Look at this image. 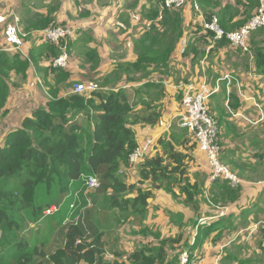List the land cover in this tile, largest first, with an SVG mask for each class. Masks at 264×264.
Instances as JSON below:
<instances>
[{
    "label": "trees",
    "instance_id": "obj_1",
    "mask_svg": "<svg viewBox=\"0 0 264 264\" xmlns=\"http://www.w3.org/2000/svg\"><path fill=\"white\" fill-rule=\"evenodd\" d=\"M206 1L204 6L216 5L214 0ZM257 4V0L243 1L244 12ZM145 17L151 23L132 41L135 59L118 61L100 80V90L59 96L52 88L46 104L24 116L20 126L5 135L0 145V264H175L183 252L187 251L189 260L207 238H218V231L229 227L237 232L238 223L254 218L252 214L258 210L264 211V186L249 187L256 195L245 206L240 204L243 183L230 186L217 178L209 187L203 186L200 175L190 172L193 158L189 151L195 141L180 139L173 129L158 138L154 152L137 164L138 179L127 181V173L133 167L129 155L138 145L134 126L155 125L162 115L157 101L163 95V86L150 75L167 66L184 34L180 9L158 6L148 9ZM205 17L209 19L211 15ZM216 17L225 31L244 24V20L236 21L227 29L221 23L228 21L227 11ZM51 25L65 23H57L47 13L36 17L25 29ZM204 32L212 37L210 32ZM250 40L256 73L264 75V29L253 32ZM48 44L52 49L54 44ZM226 44L227 40L216 39L214 48ZM31 53L33 57V49ZM84 58L90 65L91 78L86 81L95 80L96 51L89 49ZM28 65L29 58L20 52L0 50V117L5 113L10 74L24 79ZM53 71L56 84L69 77L62 68ZM127 84L131 88L123 86ZM231 97L234 98L229 95L228 105L236 109L238 104H230ZM80 114L83 116L78 118ZM217 122L220 123L218 119ZM262 154L258 155L260 159L264 158ZM87 175H95L99 182L89 195ZM160 190L179 206L166 209L170 224L178 225L180 233L161 238L160 234L151 233L155 242L140 244L126 254L112 252L114 259H105L104 233L112 225L107 216L112 214L115 225L135 220L142 225L150 208L158 210V204L151 203ZM244 194L247 197L245 190ZM51 207L56 210L47 213ZM74 212V220L64 228L62 245L46 252L45 242L38 240L41 234L32 231V224H44L49 234ZM193 235L197 244L187 240ZM258 247L264 252L260 243ZM227 249L229 252L219 259V264L260 263L256 253L242 257L234 244Z\"/></svg>",
    "mask_w": 264,
    "mask_h": 264
},
{
    "label": "crops",
    "instance_id": "obj_2",
    "mask_svg": "<svg viewBox=\"0 0 264 264\" xmlns=\"http://www.w3.org/2000/svg\"><path fill=\"white\" fill-rule=\"evenodd\" d=\"M243 1L245 0H214L216 5L213 7L204 6L207 4L206 0H197L198 3L196 0H187L180 9L184 34L177 42L167 66L150 75L151 79L158 81L163 86V95L157 101V104L162 108V115L155 125L138 124L134 126L138 144L146 137H151L154 142H157L158 138L168 134L172 129L180 139H189V142L192 143V134L186 128L178 125L177 116L181 110V97L183 91L186 90L185 87L191 84L193 88L197 89L204 83L212 91L209 99L214 96L218 102L223 104L222 107H225L224 110L221 107L218 110L217 103L210 106L209 99L207 101L208 110L212 109L213 112H210L216 118L218 115L220 122L222 131L220 157L222 158L224 153L227 156L222 161L232 168L244 164L246 173L247 168L254 167L256 159L248 154L251 153V150L248 153H236V150L242 151L240 148L244 147L241 141H233V137L238 133L237 127L249 123V116L245 115L249 108L258 112V116L261 117L263 106L257 102L256 97L262 100L260 91L264 93V75L256 73L251 55L229 44L215 49V42L210 36L205 35L202 28L203 20L208 19L205 16L214 15L216 17L219 15L220 17L224 11H227L229 18L228 21L221 20L225 28H232L236 21L244 20L245 23L254 14L257 6L252 9L248 8L244 12ZM158 6L161 9L160 0H0V46H7L4 29L8 24L17 25L21 30L26 31L25 27L42 14L50 13L57 23L67 22L76 30L68 40L70 55L67 66L62 67L69 73V77L65 82L59 84H56L54 80L53 69L57 68L52 66L53 58L60 53L58 46L51 43L53 45L51 49L48 47L49 42L43 41L35 33H29L23 38L20 54L24 58H29V65L24 79L14 73L10 74L9 93L3 107L5 113L0 117V145L9 131L20 126L24 116L29 115L36 107L46 104L52 88L58 92L59 96L67 95L71 93L75 83H86V80L91 78L90 65L84 58L89 49L96 51L97 65L93 70L95 72L93 79L96 81H92L98 84L118 61H133L136 54L133 51L132 41L144 28L150 26L151 21L145 17L146 11ZM249 44H251V40ZM31 49H33V57ZM129 85L123 86L131 88ZM229 95L234 96V98L231 97L230 104L237 103L236 109L229 107ZM228 112L231 113V117L227 115ZM82 116L83 114H80L78 118ZM83 118L85 119V117ZM194 143L189 151L193 158L190 172L192 175H200L203 186L209 187L212 182L209 181L210 167L206 155L199 149L196 142ZM153 152L154 150H152ZM227 154L230 155V158ZM137 179L138 167L135 165L128 171L127 181L134 182ZM246 182L247 180L242 181L243 184ZM242 187L240 204L245 206L254 198L252 196H255L256 192L253 188H249L250 186L243 185ZM244 190L247 192V197ZM155 204H158L162 209L168 208V210L179 207L174 199L162 190L155 193L152 205ZM154 210L155 207L149 209L148 218L150 214L158 213L157 210ZM148 218L143 221V224L147 225V228H152ZM152 226L155 229L157 224L154 223ZM127 230H130L129 227ZM239 231H235V233ZM120 232L119 236L123 238V228L122 230L120 228ZM127 235V242L123 238L118 243L119 249L125 245L126 248L133 245L134 249L140 245V239L150 236L148 233L146 237L140 236L138 239V235L131 234V232ZM124 237L126 238V235ZM115 251H118L117 248L113 250V252ZM219 261H208L207 264H219ZM259 264H264V262L260 260Z\"/></svg>",
    "mask_w": 264,
    "mask_h": 264
},
{
    "label": "built area",
    "instance_id": "obj_3",
    "mask_svg": "<svg viewBox=\"0 0 264 264\" xmlns=\"http://www.w3.org/2000/svg\"><path fill=\"white\" fill-rule=\"evenodd\" d=\"M257 8L254 14L239 28L232 31H225L218 23L214 15L207 20H203V29L212 34V40L225 39L228 44L244 53H250L249 44L252 33L258 29H264V0H257ZM187 0H161V9H181ZM195 3V2H194ZM196 5V3H195ZM197 8V5H196ZM160 14V13H159ZM161 18V14L158 19ZM29 33L39 35L43 41L53 43L58 46L60 53L53 58L52 66L55 68L66 67L69 59L68 40L73 36L74 29L66 25H51L42 29L31 31L21 30L17 25L8 24L4 29V38L7 46H0V50L7 52H22L21 45L23 38ZM181 97V110L178 113V125L186 128L196 142L199 149L205 153L210 167L209 181L213 182L219 178L227 181L230 186H237L242 183L220 159L221 147L219 143L220 126L216 117L208 110L207 101L212 91L207 84L202 83L197 89L188 84ZM101 87L95 81L86 83L77 82L73 85L71 92L89 94L100 90ZM227 103V100H226ZM154 141L151 137H146L139 143L129 155V163L137 165L144 160L153 150ZM99 185L95 175L86 176V186L94 190ZM54 208V209H52ZM55 207H51L47 213H51Z\"/></svg>",
    "mask_w": 264,
    "mask_h": 264
},
{
    "label": "rangeland",
    "instance_id": "obj_4",
    "mask_svg": "<svg viewBox=\"0 0 264 264\" xmlns=\"http://www.w3.org/2000/svg\"><path fill=\"white\" fill-rule=\"evenodd\" d=\"M65 25L69 26V23L66 22ZM70 27L72 28V26ZM75 31L76 30H74V33ZM247 54L250 55L251 51L250 53H247ZM260 96L262 97V100L257 97H256V100L258 103L262 104L263 106L262 107L263 111L262 112L260 111L261 112L260 114H262L261 117L258 116V112L249 108L245 113L246 116L247 115L249 116V118L247 117L249 123H246L245 125L237 127L238 133H236L235 137H233V141L235 142L241 141L243 143V147L245 148V149L240 148L242 151L236 150V153H239V152L248 153V151L250 152L251 150V153H248V154L251 155V157H254L256 159L255 165L252 168L250 167L247 168V173H246V168L244 167L245 165L243 164H240L242 166H238L237 168H232V166H227L242 181L247 180V182L244 183L245 186H254L257 188L264 186L263 185L264 184V158L260 159L258 157V155L262 152H263L262 155H264V93L262 91H260ZM209 102H210V106L217 103L219 105L218 110L220 109V107L223 110L225 109V107L224 108L222 107L223 104L221 102H218L217 98L214 96H212L211 99H209ZM210 111L213 112L212 109H210ZM227 115L230 116L229 114ZM216 119H218V115ZM234 131L236 132V130ZM221 132H220V135H221ZM219 143L221 147L220 136H219ZM227 155L230 158V155L229 154ZM222 156H223V159L227 157L225 153ZM92 191L93 190L88 189L86 194L89 195L90 193H92ZM89 201L91 202V199H89ZM157 211L158 213H153V214L149 213L150 214L149 218L147 215L148 220L151 221L149 222L147 220V222H149L150 227L152 228H147V227L143 228L144 224L141 225L140 220H135L134 223L127 222L123 224L122 226L115 225V223H113L112 221V214L107 216L108 222H110L112 225L108 229H106L104 233V238L107 244V254L105 255L106 256L105 259L113 260L114 257L112 256V252L116 248L118 251L124 252L125 254L131 252V250L134 247L133 245H131L130 248H126V245L120 249L117 247L118 243H120L123 238L125 242H127V238H128L127 233L129 234V232H131V234L138 235V239H140V236L146 237L147 233L150 234L149 237L140 239V242H139L140 244H145L148 241L155 242L156 238L152 234L154 235L160 234L159 238H161V237H173V236H176L178 233H180V231L178 230V227H179L178 225H176L177 228H174L176 226H174L173 224L172 226H170L169 224L170 222L168 223L170 219L167 213L168 212L167 209H162L161 207H159ZM252 215L254 216L255 219L251 216L250 220L247 219L245 221H241L240 223H238V226H240L238 228L240 229L238 233H235L229 227L223 229L222 231H218L217 232L218 238L214 240L211 239L212 236L207 238L203 242V244H201L202 246L197 247L193 251L191 257H189V260H188L187 251L183 252L180 255L181 259H179V262L175 264H186L187 262H189V264H207L208 261H211V262L217 261L220 258H222L223 255H226L229 252L227 248L232 244L240 248V253H239L240 256L242 257L249 256V254H251V252L254 251V252L259 253L257 254L259 260H261V262H264V252H261V249L258 247L259 243L264 247L263 245L264 244V229H263L264 228V211L258 210ZM75 216H76L75 212L72 215L70 214V216H67L66 219L64 220V223L60 227L55 228V230L49 234L47 233V231L44 230V224L43 225L42 224H36V225L32 224L31 226V228L33 229L32 231L35 232V230H38L37 232L41 234L42 239L39 238L38 240H44L45 242L44 249L46 250V252L48 253L53 252L57 247L62 245L64 228L68 224L67 222L74 220ZM100 216L102 219L103 213H101ZM241 218L245 219V215ZM132 219L133 217L132 218L130 217V220ZM205 221L206 220H203L201 222L200 220V223H204ZM154 223L157 224V227L155 229H153V226H152ZM247 223L248 225L244 226V224H247ZM128 227L130 230H127ZM120 228L121 230L122 228L124 230V233L122 234L123 238L119 236V234L121 233ZM145 231H147L146 234H144ZM45 233H47L48 235L46 236ZM125 235H126V238L124 237ZM231 238L233 239L230 240ZM188 239H190V244L192 243L197 244V241H195L194 239V235L193 237L190 236L189 238H187V240ZM233 263L234 262H232L231 264ZM80 264H85V263L81 262Z\"/></svg>",
    "mask_w": 264,
    "mask_h": 264
},
{
    "label": "bare ground",
    "instance_id": "obj_5",
    "mask_svg": "<svg viewBox=\"0 0 264 264\" xmlns=\"http://www.w3.org/2000/svg\"><path fill=\"white\" fill-rule=\"evenodd\" d=\"M255 32V31H254ZM203 220H201V222H202Z\"/></svg>",
    "mask_w": 264,
    "mask_h": 264
}]
</instances>
